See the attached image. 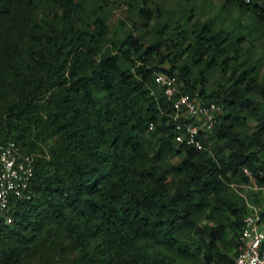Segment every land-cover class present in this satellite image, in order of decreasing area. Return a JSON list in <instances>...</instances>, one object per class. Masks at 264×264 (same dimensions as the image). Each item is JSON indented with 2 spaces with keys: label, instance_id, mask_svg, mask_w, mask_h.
I'll return each instance as SVG.
<instances>
[{
  "label": "trees",
  "instance_id": "trees-1",
  "mask_svg": "<svg viewBox=\"0 0 264 264\" xmlns=\"http://www.w3.org/2000/svg\"><path fill=\"white\" fill-rule=\"evenodd\" d=\"M83 2L0 0V143L37 153L26 195L0 216V264H22L33 243L54 250L45 264H233L249 203L264 205L227 192L250 183L243 168L264 187V75L242 51L250 32L233 37L196 19L170 44L168 20L140 0L137 18L146 28L155 22L153 39L129 33L117 52L94 58L106 24L96 14L91 34L81 27ZM41 3L57 5L68 29L37 22ZM223 8L249 13L264 35V0H224ZM163 47L175 49L172 58ZM186 53L190 62L175 64ZM153 58L168 64L147 66ZM209 68L222 82L206 92ZM156 73L223 104L208 150L174 140L172 103L162 87L148 88ZM246 119L256 122L249 134ZM167 154L179 160L164 165ZM68 250L74 257L64 259Z\"/></svg>",
  "mask_w": 264,
  "mask_h": 264
},
{
  "label": "rangeland",
  "instance_id": "rangeland-1",
  "mask_svg": "<svg viewBox=\"0 0 264 264\" xmlns=\"http://www.w3.org/2000/svg\"><path fill=\"white\" fill-rule=\"evenodd\" d=\"M223 3L224 0H149L150 7L160 10L158 14L160 18L157 21H161L163 23L165 20H168V23L171 25V28L169 29L171 33L169 32V37H167L169 38L167 39V42L169 43H176L179 37L187 36V26H189L196 19L202 21L210 19L213 21L214 28H230L234 30V33H232L233 37L238 36L240 32H250L248 33L249 39L242 44V51H247V53L251 54L252 60H248V62H256L258 76H263L264 35H260L261 32L255 21H253V18L251 19L249 13L240 15L236 8L224 9ZM140 5V0H84L83 10L77 15V17L80 16V18L83 19L79 25L91 34L94 27L92 25V21L96 14L102 16L106 24L105 35L101 37L97 43L98 50L93 55L94 58H99L102 54L117 52L118 48L124 42L129 33L140 37L144 44L153 39V33L155 32V27L157 25H154L155 22H152L148 28L144 26L142 27V23L137 18V10ZM191 7H193V12L190 11ZM97 8L98 11L93 13L92 10H96ZM55 13L56 16H54ZM60 14L61 10L57 5L41 3L37 7L36 20L40 23L46 22L48 24H53L54 28L57 30H67L68 25H64L62 20L59 19ZM77 17H75V19ZM51 18L54 19V23H52ZM180 24H184V26L182 27ZM166 30H168V27ZM165 35H168V31H165ZM185 47L186 42L183 43V45H180V49H184ZM161 51L162 54H169L170 58H172L175 49L168 50L163 47ZM238 58V60L235 59L232 63H234V67L239 69L238 64L242 59L239 56ZM184 60L187 63L190 62L189 53L182 55L181 59L179 58L175 64L181 65ZM122 64L123 66L129 65L125 59ZM137 64L142 63L138 62ZM166 64L168 63L165 62L162 64L158 62L157 58H153L147 66L165 67L167 66ZM198 70L199 66H194L193 75H196ZM205 74L207 77V82L205 84L206 92L215 90L218 83L222 82V79H220V69L209 68L205 71ZM160 87L161 85L155 83L153 85H149L148 88L152 93H154L155 90L158 92L161 89ZM255 127L256 122L253 119H246L245 125L242 127L241 131L242 133L249 134L255 129ZM151 142H153V139H151ZM178 160V155L167 154L163 160V164L176 163ZM172 177L173 174L171 173L168 178ZM249 178L250 183L245 185L237 183L230 184L227 192H235L248 202H253L252 200L254 196H256V199H258L260 203L264 202V187L257 186L254 182L255 178L252 175ZM249 205L251 204L249 203ZM203 222L207 225H210L211 223L205 219ZM29 246L32 250H30V252L25 256L26 258L23 260L22 264H45L46 262L53 263L56 258L54 256L53 249L35 243L29 244ZM73 257L74 252L68 250L63 258L71 259ZM179 262V264H196V262L191 259H182V261Z\"/></svg>",
  "mask_w": 264,
  "mask_h": 264
},
{
  "label": "built area",
  "instance_id": "built-area-1",
  "mask_svg": "<svg viewBox=\"0 0 264 264\" xmlns=\"http://www.w3.org/2000/svg\"><path fill=\"white\" fill-rule=\"evenodd\" d=\"M156 81L164 95L172 103L174 140L179 144L197 149H209V137L223 111V104L215 99L202 96L199 90L182 92L173 77L156 73ZM36 152L26 153L22 146L13 140L0 143V216L11 198L24 197L25 189L31 180ZM251 177V172L243 168ZM244 215L243 225L238 236V253L233 264H264V205L253 206ZM6 221H10L5 216Z\"/></svg>",
  "mask_w": 264,
  "mask_h": 264
},
{
  "label": "clouds",
  "instance_id": "clouds-1",
  "mask_svg": "<svg viewBox=\"0 0 264 264\" xmlns=\"http://www.w3.org/2000/svg\"><path fill=\"white\" fill-rule=\"evenodd\" d=\"M247 1H249V0H247ZM162 74H164V73H162ZM167 75V74H166ZM263 228H264V224H263Z\"/></svg>",
  "mask_w": 264,
  "mask_h": 264
}]
</instances>
